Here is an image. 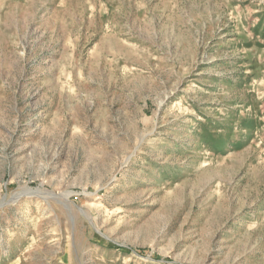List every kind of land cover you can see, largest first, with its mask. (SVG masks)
<instances>
[{
	"label": "rangeland",
	"instance_id": "1",
	"mask_svg": "<svg viewBox=\"0 0 264 264\" xmlns=\"http://www.w3.org/2000/svg\"><path fill=\"white\" fill-rule=\"evenodd\" d=\"M0 264H264V0H0Z\"/></svg>",
	"mask_w": 264,
	"mask_h": 264
}]
</instances>
